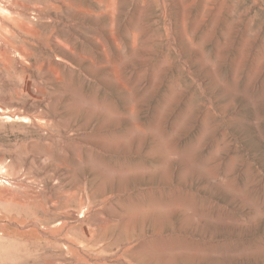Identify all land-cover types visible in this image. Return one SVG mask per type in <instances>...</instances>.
<instances>
[{
	"label": "rangeland",
	"instance_id": "rangeland-1",
	"mask_svg": "<svg viewBox=\"0 0 264 264\" xmlns=\"http://www.w3.org/2000/svg\"><path fill=\"white\" fill-rule=\"evenodd\" d=\"M0 264H264V0H0Z\"/></svg>",
	"mask_w": 264,
	"mask_h": 264
}]
</instances>
